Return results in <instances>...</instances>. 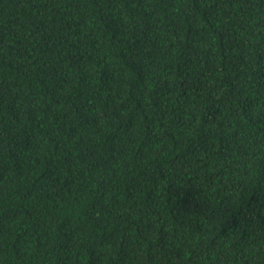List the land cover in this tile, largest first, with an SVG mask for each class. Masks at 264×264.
I'll use <instances>...</instances> for the list:
<instances>
[{
  "label": "trees",
  "instance_id": "obj_1",
  "mask_svg": "<svg viewBox=\"0 0 264 264\" xmlns=\"http://www.w3.org/2000/svg\"><path fill=\"white\" fill-rule=\"evenodd\" d=\"M0 264H264V0H0Z\"/></svg>",
  "mask_w": 264,
  "mask_h": 264
}]
</instances>
